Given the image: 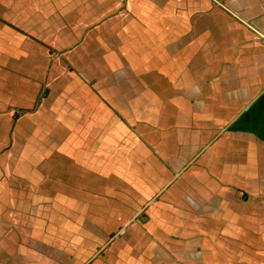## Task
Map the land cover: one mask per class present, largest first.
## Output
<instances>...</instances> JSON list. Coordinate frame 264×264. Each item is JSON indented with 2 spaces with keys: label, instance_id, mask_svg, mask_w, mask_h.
Instances as JSON below:
<instances>
[{
  "label": "crops",
  "instance_id": "1",
  "mask_svg": "<svg viewBox=\"0 0 264 264\" xmlns=\"http://www.w3.org/2000/svg\"><path fill=\"white\" fill-rule=\"evenodd\" d=\"M131 214L88 264H264V0H0V264Z\"/></svg>",
  "mask_w": 264,
  "mask_h": 264
},
{
  "label": "rangeland",
  "instance_id": "2",
  "mask_svg": "<svg viewBox=\"0 0 264 264\" xmlns=\"http://www.w3.org/2000/svg\"><path fill=\"white\" fill-rule=\"evenodd\" d=\"M121 185L123 187L126 186L124 184H121ZM126 190H124V192H126ZM112 192L115 193L114 195L119 194V192H117L116 190L112 191ZM128 197H130V196H128ZM131 216H132V214L125 216L124 222H122V223H107V224H92V223H90L88 226L89 237L84 238V239L83 238H77V234H75L76 224H73V225H71L67 228H63V229H59L57 226H55L53 224H50L48 227L49 228L48 230H50L52 232H54L53 229H55L57 227L56 231L58 233H60V234H58L59 236H65L66 234L69 235L68 232L72 231L73 237L71 239H66L64 237H56L55 238L53 235H50V237H49V236H47L46 233L43 234V237H42V234L40 232H41V230L45 231V229H44L45 225L39 224L38 232L35 233L34 235L37 237V239L42 237V239L40 241H41L44 249L37 250V251H42V254L37 255L38 256L37 260L40 262V264H45L44 261H45L46 257L49 259V261L52 264H84L85 262H87V260H89L86 263V264H88L93 257H95L97 254H99L103 251V248L100 249V247L104 243L110 241L113 234L121 226H123V224L125 223V220L129 219ZM65 232H67V233H65ZM110 242L107 245H109ZM30 246H31V248H36V246L32 247V244ZM71 255H72V258H71ZM46 264H48V263H46Z\"/></svg>",
  "mask_w": 264,
  "mask_h": 264
},
{
  "label": "water",
  "instance_id": "3",
  "mask_svg": "<svg viewBox=\"0 0 264 264\" xmlns=\"http://www.w3.org/2000/svg\"><path fill=\"white\" fill-rule=\"evenodd\" d=\"M131 221H132V217H131L127 222H125V223L123 224V226H121V227H120V228H119V229L113 234V236H114L115 234L119 233V231H121V230L124 228V226L127 225V224H129ZM113 236H112V237H113ZM106 243H107V242H106ZM106 243H104V244L100 247V249H101L102 247H104ZM100 249H99V250H100Z\"/></svg>",
  "mask_w": 264,
  "mask_h": 264
}]
</instances>
